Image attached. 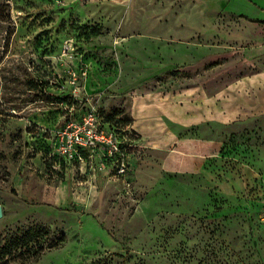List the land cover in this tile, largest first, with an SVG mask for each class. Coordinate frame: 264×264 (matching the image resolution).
Segmentation results:
<instances>
[{"label":"rangeland","instance_id":"1","mask_svg":"<svg viewBox=\"0 0 264 264\" xmlns=\"http://www.w3.org/2000/svg\"><path fill=\"white\" fill-rule=\"evenodd\" d=\"M134 1L0 0V264H264V10ZM91 108L125 173L56 153Z\"/></svg>","mask_w":264,"mask_h":264},{"label":"built area","instance_id":"2","mask_svg":"<svg viewBox=\"0 0 264 264\" xmlns=\"http://www.w3.org/2000/svg\"><path fill=\"white\" fill-rule=\"evenodd\" d=\"M56 153L69 161L86 160L93 164L100 155L102 167L107 157L119 154L118 173H125L128 167L123 151V140L116 129L96 109L87 110L80 118L70 119L55 131Z\"/></svg>","mask_w":264,"mask_h":264},{"label":"crops","instance_id":"3","mask_svg":"<svg viewBox=\"0 0 264 264\" xmlns=\"http://www.w3.org/2000/svg\"><path fill=\"white\" fill-rule=\"evenodd\" d=\"M172 1V0H170ZM187 4H191L194 5L195 8L193 9V12H199V16H200V20L204 21V17L207 15L206 13H204V9H202V7H207V6H212L217 10V15H219V13H221L222 9L225 12V10L230 11V12H240V13H244L246 15H248L247 12H244L241 7L242 5L244 6H254V9H257L258 11H260L261 13H263L262 11L264 10L263 7H259L257 5V3H259L258 0H185ZM134 2L137 3L138 6H144V5H150L151 3L147 0H135ZM173 2V1H172ZM185 4V3H184ZM171 5V4H170ZM257 6L260 8H257ZM163 12V16H172L175 11H162ZM261 13L256 14V15H250L253 17H258ZM161 14V11L159 12V15ZM199 33V32H198ZM202 36V35H200ZM134 128V127H133ZM135 131L137 132V130L135 129Z\"/></svg>","mask_w":264,"mask_h":264},{"label":"trees","instance_id":"4","mask_svg":"<svg viewBox=\"0 0 264 264\" xmlns=\"http://www.w3.org/2000/svg\"><path fill=\"white\" fill-rule=\"evenodd\" d=\"M32 241H34V238L33 237H29L26 241L23 242V244H25L26 247H29L27 249H30V251L32 252V254H35V252H37V251L36 250L35 251H32V248H33L34 245H30ZM12 253H13V250L7 251V254L8 255H11ZM10 261H11V259L10 260H6L5 262L6 263L7 262L9 263ZM123 264H127V263L125 261H123Z\"/></svg>","mask_w":264,"mask_h":264},{"label":"water","instance_id":"5","mask_svg":"<svg viewBox=\"0 0 264 264\" xmlns=\"http://www.w3.org/2000/svg\"><path fill=\"white\" fill-rule=\"evenodd\" d=\"M3 211H2V206L0 205V217L2 216Z\"/></svg>","mask_w":264,"mask_h":264}]
</instances>
